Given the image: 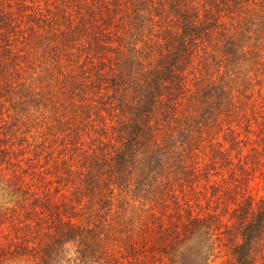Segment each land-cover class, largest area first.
I'll list each match as a JSON object with an SVG mask.
<instances>
[{
    "label": "trees",
    "instance_id": "1",
    "mask_svg": "<svg viewBox=\"0 0 264 264\" xmlns=\"http://www.w3.org/2000/svg\"><path fill=\"white\" fill-rule=\"evenodd\" d=\"M0 227L31 264H264V0H0Z\"/></svg>",
    "mask_w": 264,
    "mask_h": 264
},
{
    "label": "rangeland",
    "instance_id": "2",
    "mask_svg": "<svg viewBox=\"0 0 264 264\" xmlns=\"http://www.w3.org/2000/svg\"><path fill=\"white\" fill-rule=\"evenodd\" d=\"M262 188L263 181L261 179V176L259 175V177H257L255 181H253L251 190L253 191V193L259 194L263 192ZM38 238V235L27 234L26 232H24V230L23 232L18 233L14 231L11 232L7 228L0 227V249H3L4 251H7V253H9L15 250L17 246L23 247V261H21L22 258H15L13 264H31L30 262H27L25 260V258L28 257L26 256L27 253L25 251H27L26 248H28L29 250H31L32 248H40L41 245L38 243ZM27 239H31V241L29 242ZM7 260L8 259L5 257H0V264L8 263ZM220 261L221 260H216L210 264H218ZM11 262L12 260L9 261V264Z\"/></svg>",
    "mask_w": 264,
    "mask_h": 264
}]
</instances>
